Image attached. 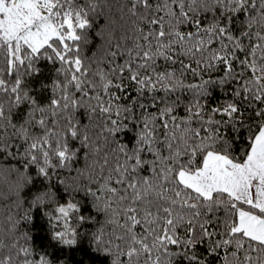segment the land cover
I'll return each instance as SVG.
<instances>
[{
	"label": "snow or ice",
	"instance_id": "obj_1",
	"mask_svg": "<svg viewBox=\"0 0 264 264\" xmlns=\"http://www.w3.org/2000/svg\"><path fill=\"white\" fill-rule=\"evenodd\" d=\"M33 174L65 248L264 264V0H0V264H58L21 231Z\"/></svg>",
	"mask_w": 264,
	"mask_h": 264
},
{
	"label": "trees",
	"instance_id": "obj_2",
	"mask_svg": "<svg viewBox=\"0 0 264 264\" xmlns=\"http://www.w3.org/2000/svg\"><path fill=\"white\" fill-rule=\"evenodd\" d=\"M97 28L94 29L93 37L96 39L97 44H101L102 41L96 37V31L104 28L103 18L96 19ZM10 165H5L8 167ZM13 179H15L13 177ZM32 179L34 183L27 185L22 191V198L28 202L25 208L21 211L27 210L31 216V220L26 223H22L21 231H27L31 236V246L40 253H47L49 257L53 258L58 264H111L110 258L102 251H97L95 245L91 243V233L95 231L94 227L84 226L80 229L79 243L74 249H68L61 245H58L51 239V225L48 222L45 212L48 211L44 207L29 208L32 198L40 191H43L41 181L33 174ZM0 190L5 195L9 192L8 184H0ZM59 191V189H58ZM58 196H64L65 199L69 197L61 190L57 193ZM77 201H82L81 197L76 198ZM75 202V201H74ZM83 214L89 215L90 208L85 203L83 207ZM16 213L15 203L13 199L0 200V224L6 225L7 214ZM75 226V225H74ZM98 227V226H97ZM87 233V234H86Z\"/></svg>",
	"mask_w": 264,
	"mask_h": 264
}]
</instances>
